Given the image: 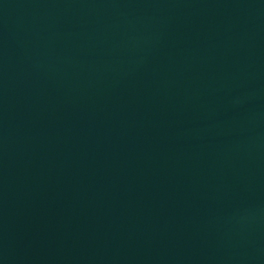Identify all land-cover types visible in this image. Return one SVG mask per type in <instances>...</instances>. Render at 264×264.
Listing matches in <instances>:
<instances>
[{"label": "water", "instance_id": "95a60500", "mask_svg": "<svg viewBox=\"0 0 264 264\" xmlns=\"http://www.w3.org/2000/svg\"><path fill=\"white\" fill-rule=\"evenodd\" d=\"M0 264H241L213 0H0Z\"/></svg>", "mask_w": 264, "mask_h": 264}]
</instances>
